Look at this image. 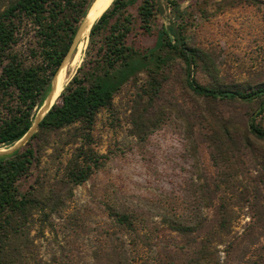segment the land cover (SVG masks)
Wrapping results in <instances>:
<instances>
[{"label":"rangeland","instance_id":"1","mask_svg":"<svg viewBox=\"0 0 264 264\" xmlns=\"http://www.w3.org/2000/svg\"><path fill=\"white\" fill-rule=\"evenodd\" d=\"M7 1L0 0L1 10ZM143 1L137 0L128 9L135 20L130 43L152 48L156 32L175 14L167 0H160L165 14L156 13L153 32L145 34L138 21ZM179 4L187 20L188 46L206 52L215 63L214 76L196 70L200 84L243 91L264 84V0H180ZM88 43L89 38L85 44L79 43L71 57L66 86L81 67ZM34 46L30 33L21 37L17 50L28 64L37 60L31 52ZM147 85L142 75L116 95L110 107L98 114L89 140L79 138L80 126L76 125L42 132L34 142L37 157L30 173L19 182V191L31 192L48 203L46 229L39 233L36 223L32 232L44 264H131L133 242L138 238L119 227L111 211L138 218V237H157L153 243L174 241L176 236L165 222L175 211L191 216L199 206L201 215H211L198 202L202 183L218 177L204 135L213 115L227 124L240 125L254 113L253 108L194 96L185 86L180 61L158 102L145 97ZM257 121L264 127V115ZM38 132L39 127L35 134ZM256 152L264 154V146L258 144ZM85 155H95L98 165L91 164L90 178L75 185L69 174L75 166L85 165ZM240 162L246 182H261V195L251 197L238 210L234 221L237 243L231 253L220 254L221 264H264V165L251 155ZM156 251L147 250V257L151 259Z\"/></svg>","mask_w":264,"mask_h":264},{"label":"trees","instance_id":"2","mask_svg":"<svg viewBox=\"0 0 264 264\" xmlns=\"http://www.w3.org/2000/svg\"><path fill=\"white\" fill-rule=\"evenodd\" d=\"M93 1L10 0L0 9V148L14 146L32 128ZM167 1L175 16L156 32L155 45L143 48L130 43L135 20L128 9L137 0H115L92 27L81 67L39 124V132L15 152L0 155V264H44L32 232L36 223L39 233L46 229L48 203L31 192L19 191V182L30 173L36 160L34 142L39 134L79 125V138L89 140L98 114L142 75L148 83L145 97L158 102L177 61L183 65L185 86L194 96L211 103L248 104L254 111L240 125L227 124L213 115L204 135L212 148L218 177L212 183H202L198 202L211 215H201L199 206L191 216L175 211L165 222L170 234L176 236L168 243H153L157 237L147 235L146 239L139 238L138 218L129 213L111 211V217L138 238L133 242L135 256L131 264H221L220 254L234 249L238 210L251 197L261 195V182H246L240 161L251 155L264 165V154L256 152L258 144L264 146V127L257 121L264 115V84L248 91L200 84L195 78L196 70L214 76L215 63L206 52L188 46L187 20L181 13L180 0ZM156 13L165 14L160 0L142 2L138 21L143 33L153 32ZM29 33L35 43L31 52L37 59L30 64L17 50L21 37ZM85 157V165L75 166L69 174L75 185L90 178L91 164L98 165L95 155ZM222 246L225 251H221ZM152 248L157 251L149 259L147 250Z\"/></svg>","mask_w":264,"mask_h":264},{"label":"bare ground","instance_id":"3","mask_svg":"<svg viewBox=\"0 0 264 264\" xmlns=\"http://www.w3.org/2000/svg\"><path fill=\"white\" fill-rule=\"evenodd\" d=\"M114 1L115 0H96L93 3V5L91 6V8L88 12V15L83 20V22H85V21L86 22L82 27L81 38H79L77 40L73 54L75 53L79 43L85 44L87 42L91 27L97 21V19L112 5V3ZM83 22H82V24H83ZM73 54L71 55V57L73 56ZM71 57L64 62V64L60 68L59 72L56 74V76L53 79L54 85H55V90H54V93L50 97V103L49 104L51 105V107H54L57 104L58 99L61 97V94L63 93V91L66 87V84H67L66 69L69 65V61H70Z\"/></svg>","mask_w":264,"mask_h":264},{"label":"water","instance_id":"4","mask_svg":"<svg viewBox=\"0 0 264 264\" xmlns=\"http://www.w3.org/2000/svg\"><path fill=\"white\" fill-rule=\"evenodd\" d=\"M112 6V5H111ZM110 6V7H111ZM109 7V8H110ZM109 8L107 9V10H109ZM106 10V11H107ZM105 11V12H106ZM104 12V13H105ZM103 13V14H104ZM103 14L97 19V21L93 24V26L100 20V18L103 16ZM86 22V21H85ZM85 22H83V24L81 25V27L79 28V30H78V32H77V34H76V37H75V39H74V43H73V45H72V47H71V49H70V52H69V54L67 55V57L64 59V61H63V63H62V65L64 64V62L67 60V59H69L70 57H71V55L73 54V52H74V48H75V46H76V42H77V40L79 39V38H81V32H82V27H83V25L85 24ZM92 26V27H93ZM92 27H91V29H92ZM90 32H91V30H90ZM89 35H90V33H89ZM88 38H89V36H88ZM62 65H61V67H62ZM60 67V68H61ZM60 68H59V70H60ZM59 70H58V72H59ZM57 72V73H58ZM54 90H55V85H54V81H52V84H51V90H50V92H49V94L47 95V97L45 98V100H44V102H43V104H42V106H41V108L39 109V111H38V114H37V116H36V119H35V122L33 123V126H32V128L30 129V131L27 133V135H25V137L23 138V139H21L18 143H16V145L12 148V149H10V150H6V151H0V155H4V154H7V153H13V152H15L16 150H18V149H20L29 139H30V137L32 136V135H34L35 134V132L37 131V129H38V127H39V124L41 123V121L43 120V118L52 110V108L53 107H51V105L49 104L50 103V97H51V95L54 93Z\"/></svg>","mask_w":264,"mask_h":264}]
</instances>
